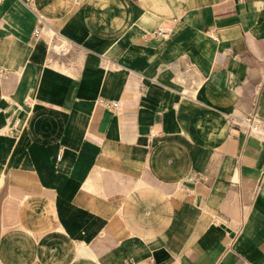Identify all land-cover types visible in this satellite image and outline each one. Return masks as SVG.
I'll return each mask as SVG.
<instances>
[{"label":"crops","instance_id":"obj_1","mask_svg":"<svg viewBox=\"0 0 264 264\" xmlns=\"http://www.w3.org/2000/svg\"><path fill=\"white\" fill-rule=\"evenodd\" d=\"M254 110L264 0H0V264H264Z\"/></svg>","mask_w":264,"mask_h":264},{"label":"built area","instance_id":"obj_2","mask_svg":"<svg viewBox=\"0 0 264 264\" xmlns=\"http://www.w3.org/2000/svg\"><path fill=\"white\" fill-rule=\"evenodd\" d=\"M41 32L40 28L35 29L34 35H38ZM105 106L116 107V102H105ZM231 127H241L245 131L246 135L259 134L264 140V121L256 114L255 110L243 115L236 122H230Z\"/></svg>","mask_w":264,"mask_h":264},{"label":"rangeland","instance_id":"obj_3","mask_svg":"<svg viewBox=\"0 0 264 264\" xmlns=\"http://www.w3.org/2000/svg\"><path fill=\"white\" fill-rule=\"evenodd\" d=\"M45 31H47V29H45Z\"/></svg>","mask_w":264,"mask_h":264}]
</instances>
